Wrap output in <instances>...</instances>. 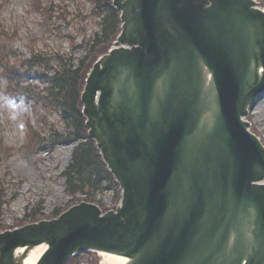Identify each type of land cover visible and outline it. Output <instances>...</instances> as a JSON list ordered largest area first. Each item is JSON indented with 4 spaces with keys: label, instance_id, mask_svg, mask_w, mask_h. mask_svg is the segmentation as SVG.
<instances>
[{
    "label": "water",
    "instance_id": "95a60500",
    "mask_svg": "<svg viewBox=\"0 0 264 264\" xmlns=\"http://www.w3.org/2000/svg\"><path fill=\"white\" fill-rule=\"evenodd\" d=\"M121 33L81 95L89 136L122 189L116 210L82 202L0 232V264H264V94L258 0H113ZM22 250V253L20 252Z\"/></svg>",
    "mask_w": 264,
    "mask_h": 264
},
{
    "label": "rangeland",
    "instance_id": "374dc122",
    "mask_svg": "<svg viewBox=\"0 0 264 264\" xmlns=\"http://www.w3.org/2000/svg\"><path fill=\"white\" fill-rule=\"evenodd\" d=\"M41 4L53 6V17L43 13ZM94 10L92 0H0V64L5 60L19 68L35 54L43 61L55 54L70 55L79 63L100 31L101 19ZM8 86L9 78L0 68V191L7 202L1 223L7 228L16 227L27 215L52 217L72 201L74 205L84 199L68 194L62 177L82 141L69 136L71 126L61 113L15 100ZM250 112L248 120L264 143V96ZM90 194L107 211L118 205L113 189ZM80 264H92L91 259Z\"/></svg>",
    "mask_w": 264,
    "mask_h": 264
},
{
    "label": "trees",
    "instance_id": "16d2710c",
    "mask_svg": "<svg viewBox=\"0 0 264 264\" xmlns=\"http://www.w3.org/2000/svg\"><path fill=\"white\" fill-rule=\"evenodd\" d=\"M92 1L95 7L94 15L101 19L99 24L100 31L92 36L88 43L87 54L80 59L79 63H76L75 59L70 55L63 56L55 54L43 61L39 57V54H35L31 60L26 61V64L24 63V66L21 65L20 69H16L13 66L9 70L10 77L16 83V86L12 90L14 95L34 99L44 109H51L57 111L59 114L61 113L64 121L71 126L72 134L69 136L73 135L74 140L82 141L74 149L69 166L62 174V177L65 178L66 192L73 196L75 194H81L84 198L82 201L95 202L90 192L97 191L98 189L101 191L113 189L116 197H118V202L121 198L120 187L115 183L113 176L102 162L95 143L88 137L85 120L82 116L80 95L88 76L87 74L94 64L93 62L103 53L108 52V49L121 30V21L119 12L112 6V0ZM260 1L264 8V0ZM49 7H47V4L40 5V9L44 14L53 17V6L49 5ZM36 67L37 69L34 71ZM36 80H39L43 84L42 88L35 86L31 88L28 85L22 88L20 87L25 82H34ZM68 142H70L69 139ZM1 147L0 144V154L3 151ZM1 161H3V157L0 155ZM6 203L3 193L0 191V231L6 229L1 223L3 217L1 209ZM73 203L72 201L66 208ZM101 208L107 211L103 206ZM61 213L55 212L52 217L58 216ZM42 219L43 216H34V214L31 216L27 215L20 220L17 226ZM81 258H86L88 262L90 258L92 264H98L99 262L98 256L89 252L78 254L77 257L69 259L67 264H78Z\"/></svg>",
    "mask_w": 264,
    "mask_h": 264
},
{
    "label": "bare ground",
    "instance_id": "6f19581e",
    "mask_svg": "<svg viewBox=\"0 0 264 264\" xmlns=\"http://www.w3.org/2000/svg\"><path fill=\"white\" fill-rule=\"evenodd\" d=\"M45 248H46L45 246H42L33 249V251H31L28 254L27 256L28 258L24 261V264H35L43 254ZM22 251L24 250L21 249L20 252L22 253ZM120 263L121 260L112 255L111 256L105 255V257L101 258V264H120Z\"/></svg>",
    "mask_w": 264,
    "mask_h": 264
}]
</instances>
